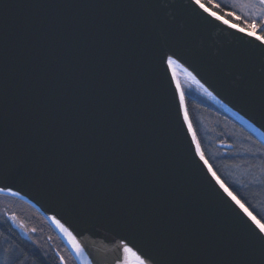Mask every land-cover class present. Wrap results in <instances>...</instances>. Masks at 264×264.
Wrapping results in <instances>:
<instances>
[{"label": "water", "instance_id": "water-1", "mask_svg": "<svg viewBox=\"0 0 264 264\" xmlns=\"http://www.w3.org/2000/svg\"><path fill=\"white\" fill-rule=\"evenodd\" d=\"M224 20L196 0H0V195L77 264H264L174 76L264 144V41Z\"/></svg>", "mask_w": 264, "mask_h": 264}, {"label": "trees", "instance_id": "trees-1", "mask_svg": "<svg viewBox=\"0 0 264 264\" xmlns=\"http://www.w3.org/2000/svg\"><path fill=\"white\" fill-rule=\"evenodd\" d=\"M222 16L241 26L239 21L230 16ZM182 91L186 111L203 156L223 184L249 212L264 223V144L208 98L197 92ZM202 128H205L209 135H204ZM218 144H229L232 148H220ZM14 201L34 211L40 220L45 222L48 234L52 235L54 241H57L74 260L52 227L32 206L22 200L0 195L2 207H8ZM0 255L14 256L12 264H44L38 258L39 251L20 238V233L13 227L9 218L3 216L1 210ZM73 263L77 264L75 260Z\"/></svg>", "mask_w": 264, "mask_h": 264}, {"label": "flooded vegetation", "instance_id": "flooded-vegetation-1", "mask_svg": "<svg viewBox=\"0 0 264 264\" xmlns=\"http://www.w3.org/2000/svg\"><path fill=\"white\" fill-rule=\"evenodd\" d=\"M231 1L237 4V9L242 8V11H236V7L232 4H228L224 0H200L207 8L221 15L228 16L236 12L240 15L242 13L249 18L261 19L258 24H261V32H264V4H262L260 0ZM8 206L12 209L13 213L18 216L17 218L14 217L16 225L13 224V227L20 233V238L33 247L34 250L39 251L40 257L38 258L44 264H63V262L64 264H74V260L70 258L57 241H54L53 236L48 234L49 231L45 222L41 221L34 211L16 201L10 203ZM18 224H21L24 229L19 228ZM44 232L47 234H44Z\"/></svg>", "mask_w": 264, "mask_h": 264}, {"label": "rangeland", "instance_id": "rangeland-1", "mask_svg": "<svg viewBox=\"0 0 264 264\" xmlns=\"http://www.w3.org/2000/svg\"><path fill=\"white\" fill-rule=\"evenodd\" d=\"M224 1H226L228 4H230V5L232 4L234 7H236L235 8L236 11L237 10L242 11V8L241 9H237L238 8L237 4L233 3L231 0H224ZM224 16H227V15H224ZM228 16H230L231 18H233L236 21H239L241 27L245 28L246 30H248L247 27H246L247 23L251 22L252 20H255L257 22L261 21V19L249 18L248 16H244L242 13L240 15V14H238L236 12H233V13H231ZM256 34H258L259 36H264V32H261V24H260V27H258L256 29ZM179 84H180L181 88L184 91H192V92H195V93L197 92L198 94H203L200 91V89H198V87L196 85H194L193 83H190V82L185 81V80H180ZM204 125H205V123H204ZM202 130H203L204 135H206V134L209 135V132H207V130L205 128H202ZM1 203L2 202H0V204ZM0 210L2 211L3 216L8 217L10 222L12 224L16 225V221H15L14 217L17 218L18 216L13 213L12 209H10L9 206L8 207L0 206ZM27 223H28V221H27ZM18 226H19V228L24 229V227L21 224L20 225L18 224ZM13 259H14V256L0 255V264H12L13 263Z\"/></svg>", "mask_w": 264, "mask_h": 264}, {"label": "snow or ice", "instance_id": "snow-or-ice-1", "mask_svg": "<svg viewBox=\"0 0 264 264\" xmlns=\"http://www.w3.org/2000/svg\"><path fill=\"white\" fill-rule=\"evenodd\" d=\"M199 2H200V0H196V3H199ZM260 2L262 4H264V0H260ZM200 6L203 7L202 4ZM213 15H215V13H213ZM217 18L219 19V17H217ZM224 23L227 24L228 21L227 20H224ZM231 27L237 28V25L236 24H232ZM246 27L248 29L247 34L249 36H256V29L258 27H260V24H258L257 21L252 20L251 22H249V23L246 24ZM239 31L243 32V31H245V28H239ZM257 39H261L262 41H264V36L257 37ZM167 62L169 64H172L173 63V60H172V57L171 56L167 57ZM177 90L180 91V103H181V105H183L184 104V92L180 89L179 83H177ZM184 118H185L186 121L188 120V113H187V111H185ZM189 128L191 129V124H189ZM201 158L203 159V156H201ZM221 187H223V185H221ZM225 191H228V189L225 188ZM228 194L230 196H232V199L235 200L237 204H240V201L237 200V198L235 196H233L231 192H229ZM240 206L242 208L244 207L243 204H240ZM244 210H245V212H247V214L249 215V217L256 224V226L258 227L260 233L261 234H264V223H261L260 220L256 219V217L253 216L251 212H248V210L246 208ZM124 252H126V253H132L133 256H136V253L132 252V249L129 248V247H127L126 245L124 247ZM136 260H137V264H146V260L145 259H141L139 256H136Z\"/></svg>", "mask_w": 264, "mask_h": 264}, {"label": "bare ground", "instance_id": "bare-ground-1", "mask_svg": "<svg viewBox=\"0 0 264 264\" xmlns=\"http://www.w3.org/2000/svg\"><path fill=\"white\" fill-rule=\"evenodd\" d=\"M221 15V14H219ZM222 16V15H221ZM223 17V16H222ZM226 19V18H225ZM174 76L176 78V80L179 82L180 80H185L188 81L190 83H192L183 73L179 72L178 70L174 69Z\"/></svg>", "mask_w": 264, "mask_h": 264}]
</instances>
